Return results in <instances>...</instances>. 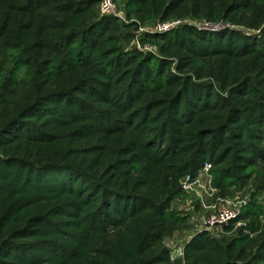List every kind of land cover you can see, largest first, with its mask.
<instances>
[{
    "label": "trees",
    "instance_id": "16d2710c",
    "mask_svg": "<svg viewBox=\"0 0 264 264\" xmlns=\"http://www.w3.org/2000/svg\"><path fill=\"white\" fill-rule=\"evenodd\" d=\"M118 1L0 0V264H264V0ZM205 164L250 201L174 257Z\"/></svg>",
    "mask_w": 264,
    "mask_h": 264
},
{
    "label": "built area",
    "instance_id": "2783aa9c",
    "mask_svg": "<svg viewBox=\"0 0 264 264\" xmlns=\"http://www.w3.org/2000/svg\"><path fill=\"white\" fill-rule=\"evenodd\" d=\"M99 7L100 12L103 14L117 15L114 0H100ZM180 23L181 22L179 20L161 22L155 24L154 26L145 27L141 29V31L146 30L153 33L170 31L176 28ZM196 26L210 31H214L222 27L217 24L211 25L208 23L196 24ZM209 168L210 165L205 164L202 170H200L194 177L184 180L183 189L186 192V199L177 203L182 211H189L190 208L184 204L187 202L188 193H193L197 197L196 206L198 208L213 211V214L207 218L204 227L202 228L209 233H212L215 230H222L223 226L227 225L237 216L240 209H237L233 202L217 196V189L212 184V177L209 174ZM197 190L200 191V193H197ZM212 201H220V208L214 209L216 206L210 205V202ZM192 208L194 209L195 206Z\"/></svg>",
    "mask_w": 264,
    "mask_h": 264
},
{
    "label": "rangeland",
    "instance_id": "374dc122",
    "mask_svg": "<svg viewBox=\"0 0 264 264\" xmlns=\"http://www.w3.org/2000/svg\"><path fill=\"white\" fill-rule=\"evenodd\" d=\"M116 6L117 16H123V11L119 7V1H114ZM253 191L252 188H244L243 190H235L234 188L230 189L225 197L217 195L220 198L227 199L234 203L237 209H241L246 203L250 201V194ZM200 193V191H196ZM260 199V198H259ZM260 201L264 204L263 198ZM197 197L193 193H188L187 202L184 205H187L190 210L182 211L178 203L173 205L177 207L183 216L188 218L187 224L184 226H179L176 228L173 236L166 240L167 246L171 249V253L174 257H177L181 254V246L187 241V239L197 230H200L204 227L205 221L207 218L213 214V211L200 209L196 206ZM210 205H215L214 209L220 208V201H212ZM195 206L193 209L192 207ZM222 207V206H221Z\"/></svg>",
    "mask_w": 264,
    "mask_h": 264
}]
</instances>
